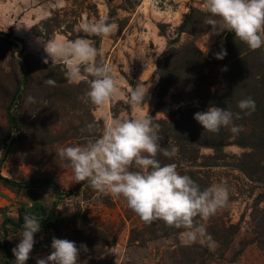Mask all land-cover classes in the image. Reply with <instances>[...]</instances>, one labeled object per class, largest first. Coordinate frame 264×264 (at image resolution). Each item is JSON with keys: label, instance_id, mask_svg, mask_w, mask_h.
Returning a JSON list of instances; mask_svg holds the SVG:
<instances>
[{"label": "rangeland", "instance_id": "obj_1", "mask_svg": "<svg viewBox=\"0 0 264 264\" xmlns=\"http://www.w3.org/2000/svg\"><path fill=\"white\" fill-rule=\"evenodd\" d=\"M203 4L0 0V177L15 183L0 179V264H7V253L15 264L12 250L25 215L41 218L26 264L49 256L44 250L53 237L87 246L77 264H264V47L250 48L222 22L210 32ZM104 16L118 24L111 39L77 31L80 23ZM58 36L93 40L102 49L100 62L123 81L125 95L103 106L86 102L88 81L70 84L62 66L43 62L45 44ZM222 48L227 56L216 59ZM48 78L56 85L45 84ZM137 84L149 88L138 109L127 99ZM247 97L256 111L234 121L243 129L238 134L227 127L211 133L194 119L211 104L239 112L238 101ZM139 114L160 124L162 147L178 148L172 159L158 154L162 164L177 163L202 189L229 186L228 206L202 221L213 242L186 243L184 229L144 222L123 198L75 181L58 155L62 146L101 136L110 118ZM45 181L59 193L41 185ZM51 221L55 225L46 227Z\"/></svg>", "mask_w": 264, "mask_h": 264}, {"label": "clouds", "instance_id": "obj_2", "mask_svg": "<svg viewBox=\"0 0 264 264\" xmlns=\"http://www.w3.org/2000/svg\"><path fill=\"white\" fill-rule=\"evenodd\" d=\"M204 10L210 14L206 23L212 26V33L222 22L227 30L252 49L264 47V0H204ZM77 31L111 39L118 30V24L108 16L86 20L76 26ZM47 56L44 63L62 66L64 76L70 84L88 81L84 93L86 102L103 106L110 100L124 96L119 79L109 65L100 62L102 49L93 40L84 36L75 39L58 36L50 38L44 46ZM223 60L227 50L214 54ZM226 70V68H225ZM45 84L55 86L56 81L48 78ZM128 102L133 108L147 103L149 88L137 84L127 90ZM33 101V97L28 98ZM239 112L227 107L211 104L207 110L198 111L194 119L211 133H218L227 127L234 134L242 126L235 120L242 115L249 116L256 111L252 97L238 101ZM92 124L87 125L91 131ZM160 124L152 116L139 114L131 118H110L103 134L91 138L85 144L60 147L58 155L71 167L77 182H86L84 187L123 198L144 222L164 221L168 226L184 229L181 235L186 243L213 242L205 223L220 209L228 206L230 189L225 183H212L206 188L189 175L178 171L177 163L162 164L158 154L172 159L178 154L175 146L162 147L159 135ZM199 217L200 220L196 218ZM41 232V218L25 215L20 242L13 248L15 264H26L36 243L35 236ZM51 253L39 258L36 264H77L80 251L87 250L75 241L53 237Z\"/></svg>", "mask_w": 264, "mask_h": 264}, {"label": "trees", "instance_id": "obj_3", "mask_svg": "<svg viewBox=\"0 0 264 264\" xmlns=\"http://www.w3.org/2000/svg\"><path fill=\"white\" fill-rule=\"evenodd\" d=\"M189 17V15L188 16H186L185 18L187 19ZM198 53V55L200 54V51L199 50H197V49H194V53ZM10 122H14V119H13V117H10ZM0 179L3 181V182H5V183H7V184H15L14 182H12L11 180H9V179H6V178H2V177H0ZM21 186H31L32 184L31 183H19ZM41 185H43V186H49L52 190H54L55 191V193H59V191H58V189H57V187H56V185L54 184V183H52L51 181H45L44 183H42ZM8 222H12V221H8ZM52 225H55V222L54 221H51L48 225H45L46 227H50V226H52ZM12 259V256L9 254V253H7V264H10V260Z\"/></svg>", "mask_w": 264, "mask_h": 264}, {"label": "built area", "instance_id": "obj_4", "mask_svg": "<svg viewBox=\"0 0 264 264\" xmlns=\"http://www.w3.org/2000/svg\"><path fill=\"white\" fill-rule=\"evenodd\" d=\"M51 242L48 244V247L44 250V254L45 255L50 254L51 251H52V249H51Z\"/></svg>", "mask_w": 264, "mask_h": 264}]
</instances>
